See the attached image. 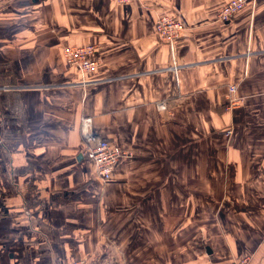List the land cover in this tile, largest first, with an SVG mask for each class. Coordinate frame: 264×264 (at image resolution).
<instances>
[{
	"label": "crops",
	"instance_id": "1",
	"mask_svg": "<svg viewBox=\"0 0 264 264\" xmlns=\"http://www.w3.org/2000/svg\"><path fill=\"white\" fill-rule=\"evenodd\" d=\"M230 1L0 0V264H264V0ZM104 139L131 154L108 182Z\"/></svg>",
	"mask_w": 264,
	"mask_h": 264
},
{
	"label": "built area",
	"instance_id": "2",
	"mask_svg": "<svg viewBox=\"0 0 264 264\" xmlns=\"http://www.w3.org/2000/svg\"><path fill=\"white\" fill-rule=\"evenodd\" d=\"M121 5L130 4L133 2H140L142 0H114ZM248 4V0H231L222 7L218 14V19L221 22H230L236 15L241 13ZM156 33L163 41L169 44L172 51H175L177 41L181 38L183 33V25L172 15H166L158 18L156 23ZM97 48L94 45H87L82 47L67 48L63 51L64 58L72 65L76 66L81 74L80 84L89 85L91 81L87 82L88 76L95 72L99 62L95 59ZM89 79V78H88ZM231 92L236 91V86L230 88ZM240 100L233 98L232 105L238 104ZM223 136H231L230 130H225L220 133ZM85 155L93 163L96 174L103 182L110 181L117 166L131 156L130 152L124 150L120 146L112 144L109 140L104 139L97 146H90L87 148ZM251 258L245 257L236 264H250ZM71 264H101V261L94 256H85L75 259Z\"/></svg>",
	"mask_w": 264,
	"mask_h": 264
},
{
	"label": "rangeland",
	"instance_id": "3",
	"mask_svg": "<svg viewBox=\"0 0 264 264\" xmlns=\"http://www.w3.org/2000/svg\"><path fill=\"white\" fill-rule=\"evenodd\" d=\"M113 1H114V0H113ZM114 2H115V1H114ZM115 3H116V2H115ZM116 4H118V3H116ZM118 5H119V4H118ZM120 5H121V4H120ZM86 80H87V82H89V81H90V79H88V78H87Z\"/></svg>",
	"mask_w": 264,
	"mask_h": 264
}]
</instances>
